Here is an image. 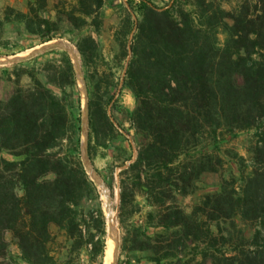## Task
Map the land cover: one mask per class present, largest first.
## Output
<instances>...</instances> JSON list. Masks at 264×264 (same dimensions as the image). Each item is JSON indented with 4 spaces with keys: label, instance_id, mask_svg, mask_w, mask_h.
Instances as JSON below:
<instances>
[{
    "label": "trees",
    "instance_id": "16d2710c",
    "mask_svg": "<svg viewBox=\"0 0 264 264\" xmlns=\"http://www.w3.org/2000/svg\"><path fill=\"white\" fill-rule=\"evenodd\" d=\"M105 4L29 0L27 11L8 6L5 22L23 23L47 42L62 37V23L83 27L90 19L100 29ZM123 6L127 34L134 33L123 88L134 94L137 107L127 112L130 128L117 125L108 107L114 113L119 100L112 102L101 92L105 80L97 81L87 149L94 162L108 157L105 144L110 149L121 142L110 168L122 167V208L140 212L143 196L152 207V225L161 228L145 229L146 239L135 249L152 256L148 264H183L182 247L193 248V261L200 257L202 264H264V0H173L166 6L127 0ZM49 52L59 56L54 77L33 72L31 86L17 80L11 98L0 100V257L10 232L28 264H67L66 253L80 258L84 251L103 259L105 222L97 239L93 212L82 206L95 187L81 156L74 65L67 50ZM131 129L143 137L136 157L125 145ZM242 131L254 135L252 174L242 191L209 193L188 214L178 195L191 193L204 172L218 171L221 144ZM237 217L253 226L250 238L238 229ZM222 220H231L237 232L225 231Z\"/></svg>",
    "mask_w": 264,
    "mask_h": 264
},
{
    "label": "rangeland",
    "instance_id": "374dc122",
    "mask_svg": "<svg viewBox=\"0 0 264 264\" xmlns=\"http://www.w3.org/2000/svg\"><path fill=\"white\" fill-rule=\"evenodd\" d=\"M53 1V0H52ZM127 0H106L103 8V23L100 29L91 24L88 19V25L78 27L68 23L61 24L62 37L53 40H59L67 43L69 49L56 47L57 49H65L69 53L75 73H76V91L74 95L75 105L79 106L75 109L82 116V132H81V156L85 164L87 173L94 182V191L89 194V198L85 200L82 206L86 211L93 212L94 215V232L100 237L101 221L105 222V242L106 250L103 259L96 252L90 253L84 251L79 258L75 254L63 256L67 264H105V257L108 246L114 235L115 250L112 264H148L152 256L147 252L135 249L140 241H145V229L150 227L151 233L161 231L152 225V219L148 212L152 210L143 196L138 197V201L142 204L140 212H131L124 210L121 199V183L120 171L122 167L112 170L110 161L114 154L120 153L114 147H119L121 142L116 141L112 148H106L110 144H105L102 151L108 153L107 158H96L93 162L87 157L84 149V142L89 135V121L86 122V113L89 117L87 107L91 100L97 81H101V92H106L108 97H113V101L119 100V108L113 113L112 105L108 107L109 113L113 114V120L117 125L125 128L131 127V121L128 117V111H132L137 107V100L134 94L123 88L124 77L129 62L132 59V44L134 41V33L127 34L125 27V11L123 4ZM159 6H166L173 0H149ZM29 0H0V58L7 59L11 56L24 52L17 57H25L33 51L27 50L38 46L49 45L50 42H42L38 34L29 32L25 25L20 22H5V9L12 6L18 10L27 11ZM231 7L232 4H225ZM234 5V4H233ZM49 15L56 16V12ZM119 33V36L117 35ZM94 43L88 40L91 37ZM219 38L221 42L226 39V34L220 32ZM88 52L91 63L94 65L93 70L88 69L84 65V54L80 49ZM36 50V49H35ZM5 57V58H4ZM16 57V56H15ZM22 64L12 62L0 65V100L8 101L14 94L16 82L25 87L31 86L33 80L30 76L35 72L39 77L49 75L54 77V66L58 65L59 56L51 53L49 50L44 51ZM235 82L241 86L244 82L242 76L235 75ZM108 84V86H107ZM108 87V90L107 88ZM67 91L70 88L67 87ZM123 131V130H122ZM128 141L125 143L127 147L132 145L131 153L137 156L140 143L143 137L139 135L135 129L125 132ZM223 148V162L218 171L204 172L200 180L196 183L194 190L188 194H179L178 202L181 208L188 214H192L201 204L204 196L209 193L224 192L240 193L246 180L252 174V164L254 157V135L251 131H242L235 136L227 135L226 140L221 144ZM4 156L8 159H16L9 152H4ZM81 206V207H82ZM112 210L116 215L118 230L113 232L108 221V211ZM238 229H241L247 238L253 233V226L237 217L234 219ZM215 225L218 222H214ZM225 231L237 232L231 223V220L220 221ZM55 232L58 233L57 228ZM116 234V235H115ZM61 241L62 237L58 235ZM177 237L176 239H178ZM61 243V242H59ZM109 243V244H108ZM60 244H56L59 247ZM6 255L0 257V264H28L22 258L20 249L18 248L12 233L6 234ZM183 250V264H202L200 257L193 261L195 250L188 248ZM208 264H212L208 261Z\"/></svg>",
    "mask_w": 264,
    "mask_h": 264
},
{
    "label": "water",
    "instance_id": "95a60500",
    "mask_svg": "<svg viewBox=\"0 0 264 264\" xmlns=\"http://www.w3.org/2000/svg\"><path fill=\"white\" fill-rule=\"evenodd\" d=\"M50 41H52L51 44L46 45V46H43V44H42L41 46L36 47L37 48L36 50H34L32 53H30L29 55H27L25 57H20V58L19 57H15L16 54H14V55H11V56H6L8 58L4 59V60L0 58V65H5V64H8V63H12V62H18V61L23 60L25 58L36 56V55H38V54H40V53H42L44 51H47V50H49L51 48L61 47V48L69 49L67 43H65V42H62V41H59V40H50ZM50 41H48V42H50ZM86 110H88V107H87ZM86 120H87L86 122L89 121V117H88L87 113H86ZM83 146H84V149L86 150L87 157H89L88 149H87L88 148V137H86Z\"/></svg>",
    "mask_w": 264,
    "mask_h": 264
},
{
    "label": "bare ground",
    "instance_id": "6f19581e",
    "mask_svg": "<svg viewBox=\"0 0 264 264\" xmlns=\"http://www.w3.org/2000/svg\"><path fill=\"white\" fill-rule=\"evenodd\" d=\"M108 221L110 223L111 230H113V232H116L118 230V225H117L116 215L112 210L108 211ZM114 250H115V242H114V235H112V240L108 246L106 257H105V264H112Z\"/></svg>",
    "mask_w": 264,
    "mask_h": 264
},
{
    "label": "crops",
    "instance_id": "0c3cea01",
    "mask_svg": "<svg viewBox=\"0 0 264 264\" xmlns=\"http://www.w3.org/2000/svg\"><path fill=\"white\" fill-rule=\"evenodd\" d=\"M35 49H37V48L30 49V50H28V51H26V52L28 53V52L33 51V50H35ZM24 53H25V51H24V52H20V53L16 54V57H17V56H20V55H22V54H24Z\"/></svg>",
    "mask_w": 264,
    "mask_h": 264
}]
</instances>
